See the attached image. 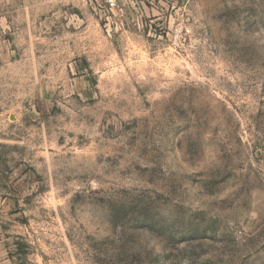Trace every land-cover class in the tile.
I'll list each match as a JSON object with an SVG mask.
<instances>
[{
    "label": "rangeland",
    "instance_id": "1",
    "mask_svg": "<svg viewBox=\"0 0 264 264\" xmlns=\"http://www.w3.org/2000/svg\"><path fill=\"white\" fill-rule=\"evenodd\" d=\"M0 264H264V0H0Z\"/></svg>",
    "mask_w": 264,
    "mask_h": 264
}]
</instances>
